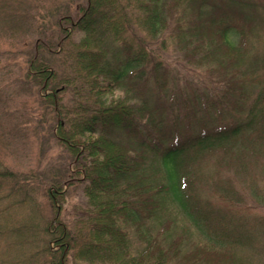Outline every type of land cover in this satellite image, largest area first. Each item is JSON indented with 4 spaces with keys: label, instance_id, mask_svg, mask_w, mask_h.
Returning a JSON list of instances; mask_svg holds the SVG:
<instances>
[{
    "label": "trees",
    "instance_id": "obj_1",
    "mask_svg": "<svg viewBox=\"0 0 264 264\" xmlns=\"http://www.w3.org/2000/svg\"><path fill=\"white\" fill-rule=\"evenodd\" d=\"M22 3L0 0V19L8 25L5 29L12 27L9 31L17 35L32 32L31 43L24 47L28 53L20 81L37 100L36 106L27 104L14 111L5 108L4 114L14 117L11 129L1 128V134L5 149H10L34 131L44 147L38 164L47 166L44 172H19L0 159V239L8 235L15 242L31 236L35 241L38 229L4 225L10 208L1 202L21 197L22 208L28 209L29 200L39 193L47 198L52 217L41 229L47 244L43 256L48 257L42 264H63L69 250L77 249L76 257L87 264H254L251 256L234 250L238 244H251L249 236L242 237L240 231H225L221 246L196 241L184 253V242L174 236V222L165 215L179 212L205 236L197 215L215 220L195 203L191 207L193 194L185 184V167L220 149L231 153L239 140L245 143L261 137L264 143V86L247 103L251 94L246 79L258 80L257 65L252 66V61L244 68L236 67L241 57L248 55L250 60L254 53L244 26L251 21L246 13L255 6L248 0H230L225 5L222 0L221 9L212 0L138 2L137 9L144 14L141 24L151 41L163 35L171 22L176 23L173 34L184 48L185 59L211 72L204 90L198 92L200 88L195 86L188 97L178 81L172 82L176 76L169 66L148 53L141 39L135 44L125 37L116 0H79L75 14L68 4L52 16L53 26L44 27L46 20L37 28L36 12H32L36 8L32 4L25 8ZM190 5L195 7L196 23L184 13V7ZM208 10L212 12L206 13ZM24 24H28L25 30ZM54 27L57 33L66 34L57 43L51 39L55 35L50 39L46 35ZM75 31L83 37L64 55L63 70H56L52 64L56 49ZM214 60L216 64H211ZM209 84L212 90L207 88ZM173 105L179 112L172 110ZM225 112L232 114L225 123L193 130L197 113L211 117L210 113ZM14 134L16 137L11 136ZM55 149L61 151L59 163L51 166L46 156ZM76 183L82 185L85 200L75 208L79 222H86L84 236L75 227L76 220L70 225L58 220L57 204L64 205L66 186ZM232 237L236 242L230 248L225 240Z\"/></svg>",
    "mask_w": 264,
    "mask_h": 264
},
{
    "label": "rangeland",
    "instance_id": "obj_2",
    "mask_svg": "<svg viewBox=\"0 0 264 264\" xmlns=\"http://www.w3.org/2000/svg\"><path fill=\"white\" fill-rule=\"evenodd\" d=\"M78 1L79 0H23L22 5L25 8H29V4H32V7L36 8V10L32 12H36L34 27L37 28L38 26H42L46 20L47 22L44 27L53 26V24H50L52 23V16L57 14L58 10L66 7L68 4L72 5L71 12L75 14L76 11L74 6ZM137 1L140 2L141 0H116V4L120 7L123 14L122 19L125 37L134 41L135 44H137L136 41L138 39H141L148 53L151 52L157 59L162 60L166 66H169L176 76V79L172 80V82L178 81L177 86H180L183 91L188 94V97L195 86L200 88L198 92L203 91L205 88V81L209 79L211 72H205L204 66H194L185 59L182 53L184 48L177 44V39L173 34L176 23L171 22L163 35L151 41L141 24V19L144 18V14L137 9ZM174 1L175 0H167V3L170 4L171 2V4H174ZM223 1L225 5V2H229L230 0ZM248 1L255 7L249 13H246V19H251V21H249L244 28L247 33L246 36L250 40L249 47L254 53L250 60H248V55H246V58L241 57L236 67L242 66V68H244L245 65L248 63L250 64L252 61V66H254L253 64L257 65L254 72H258V80L253 82L250 78L246 79L249 82L247 84V89L251 94L247 101L249 104L251 99L254 98V95L263 91L262 87L264 86V0ZM3 2L4 1H2V3ZM81 2L85 5V1ZM212 2L217 4L219 8L222 5V0H212ZM185 4L187 3H184V5ZM17 5L22 8L20 3ZM1 9L2 8H0V10ZM194 10L195 7L192 5H190L188 9L184 7V13L188 16V19L196 23L197 17ZM240 10L243 12V9L240 8ZM220 11L223 12L222 10ZM211 12L212 10H208L206 13ZM217 15H219V13H217ZM46 17H48V19H43ZM229 18L232 19L230 16ZM2 20L3 18L0 19V134L3 133V131H9L11 129V118L14 117L12 114L6 116L4 114L5 108H10L11 111H14L18 108L21 109L27 106V104H34V106H36L35 101L37 100L36 97L29 95L27 89L21 87L22 83L20 81L26 69L24 62L27 57L24 55L28 53V50L24 49V47H26L28 42L31 43L29 36L32 32L28 31V33L24 35H17L14 31H9L12 27L5 29L8 25L5 27V21ZM21 27L25 30L28 24L21 25ZM66 28L67 30L70 29L69 26ZM55 30L56 28L54 31L53 29L47 31L48 34L46 33V35L49 39L51 38L50 36L55 35L51 39L54 43H57L59 38L66 36V34H62V32L59 34V32L57 33V30ZM22 31L23 30L20 32ZM34 36L36 37L37 35ZM82 37L83 34L81 32L75 31L71 34L70 38L66 40L64 45L56 49V54L52 61L53 67L56 70H63L64 55L71 50V45L79 42ZM31 38L33 37L31 36ZM239 42L240 39L238 40V44ZM211 64H216V61H212ZM208 69L211 70L210 66ZM213 72L215 73V71ZM207 88L212 90L210 84ZM171 97L172 95L170 98ZM173 107L174 109L172 110L176 111V113L179 112L178 106L173 105ZM201 114L202 113L196 114L197 116L195 118L197 122L195 121L193 130H199L201 127L209 126L213 123H218V125H220L221 123H225V120H230V116H232V114L227 112L222 114L210 113L211 115L213 114L211 117ZM179 127L184 129L185 124L180 122ZM34 129L35 128L32 127V130ZM15 135L16 134L11 136L14 137ZM5 137L9 136L6 135ZM11 141L12 140H7L8 143H11ZM26 142H29V144ZM41 142L42 141H39L34 135L33 131V133L29 132L25 140H17L14 142L16 145L10 146V149H5L7 145L6 140H4V136L1 134L0 159L6 167L14 171L23 172L34 169L38 170V172H44L47 165L42 167L38 164L42 162L40 151L44 148L41 146ZM243 142L244 140H239V142L236 143V147L232 148L231 153H224L223 149H220L216 151V153H209L205 155V158L203 157L202 160H196L194 163H190L185 167V184L188 186L190 194H193L194 200L193 202L191 199V207H193L195 203L198 207L206 211V213H204L205 216L208 212L215 221L210 222L202 216L197 215L198 213H193L195 216L201 217L199 221L201 225L205 227V236H203L197 231L195 225L191 224L190 221L179 212L174 211L172 214L165 215L174 222L172 231L175 237L179 236L182 238L184 242V253L188 252L191 249V244L196 241L212 244L217 242L215 245L221 246L224 242L222 236L226 233L225 231L231 230L232 233L236 231L238 233V231H240L242 237L248 238L249 236L251 244L246 247H240L241 244H238L239 247L234 248V250H237V253L240 255L247 256V258H249L248 255L251 256L254 264H264V143L261 137L258 139H254L253 137L250 142ZM254 150L257 152L253 153ZM60 152L59 149H55L47 154L46 160L49 165H58L59 162H57V158ZM81 187L77 183L66 186L65 203L64 205L57 204V206L60 214L58 218L59 222L68 223L70 225L76 220L77 224H75V227L82 230V236H84L87 231L85 227L86 222L84 223L83 221L82 223L84 224L80 223V217L75 213V208L84 205L85 201ZM3 189H6V187H3L2 190ZM20 201L21 197L14 199L9 197L8 200L1 202L3 207L9 206L10 208L5 213V218H7V220L4 225L12 223L14 227L22 228L32 226L38 229V233L34 234L36 236L35 241H32L34 239L31 238V236H26L25 239L23 238L20 240L15 239L17 240H14L15 242L9 239L8 235L1 238L0 264H42L48 257L45 258L43 256L47 244L45 243L44 236L41 234V231H43L41 229L46 226V223L52 220L48 209L47 198L39 193L36 194L34 199L29 200V204L27 205L28 209L22 208ZM160 225L161 224L157 225V227L160 228ZM29 230L30 233L33 234L31 227ZM29 230H26L25 234L28 233ZM128 231L131 241H133V235H135L134 230L130 228ZM225 241V244L229 245L230 248L236 242L233 237ZM50 247L52 251L56 250L53 243L50 244ZM77 254L78 249L73 252L69 250L67 257L63 259V264H87L82 261L81 258L76 257Z\"/></svg>",
    "mask_w": 264,
    "mask_h": 264
}]
</instances>
